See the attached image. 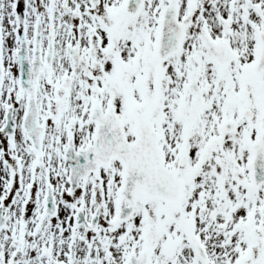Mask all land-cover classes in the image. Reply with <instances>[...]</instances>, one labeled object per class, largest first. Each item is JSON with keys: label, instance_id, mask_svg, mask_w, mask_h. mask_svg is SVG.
I'll return each mask as SVG.
<instances>
[{"label": "snow or ice", "instance_id": "6c2138e0", "mask_svg": "<svg viewBox=\"0 0 264 264\" xmlns=\"http://www.w3.org/2000/svg\"><path fill=\"white\" fill-rule=\"evenodd\" d=\"M0 264H264V0H0Z\"/></svg>", "mask_w": 264, "mask_h": 264}]
</instances>
